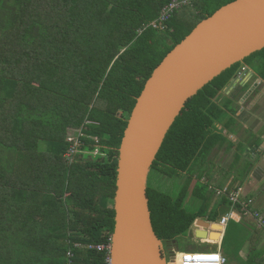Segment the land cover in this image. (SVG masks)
I'll return each mask as SVG.
<instances>
[{
  "label": "trees",
  "instance_id": "1",
  "mask_svg": "<svg viewBox=\"0 0 264 264\" xmlns=\"http://www.w3.org/2000/svg\"><path fill=\"white\" fill-rule=\"evenodd\" d=\"M171 1L0 0V264H109L119 147L137 98L165 56L235 0H194L166 30L151 27ZM245 66L264 81V49L192 97L156 156L151 172L182 178L175 196L148 179L152 225L163 242L177 244L197 219L217 222L231 210L233 188L218 195L203 182L235 112L217 98ZM78 132L80 152L69 161V138ZM189 196L195 211L186 207ZM234 210L251 217L240 204ZM233 224L244 230L230 221L224 246ZM250 224L251 253L261 264L264 229Z\"/></svg>",
  "mask_w": 264,
  "mask_h": 264
},
{
  "label": "water",
  "instance_id": "2",
  "mask_svg": "<svg viewBox=\"0 0 264 264\" xmlns=\"http://www.w3.org/2000/svg\"><path fill=\"white\" fill-rule=\"evenodd\" d=\"M263 49L264 0H235L202 20L149 76L119 147L110 264H167L147 196L156 156L186 103L224 71ZM196 225L199 240L219 235L208 232L219 224L199 218Z\"/></svg>",
  "mask_w": 264,
  "mask_h": 264
},
{
  "label": "crops",
  "instance_id": "3",
  "mask_svg": "<svg viewBox=\"0 0 264 264\" xmlns=\"http://www.w3.org/2000/svg\"><path fill=\"white\" fill-rule=\"evenodd\" d=\"M217 99L220 104L235 109V112L230 113L231 145L217 147L211 155V179L221 184L211 189L220 191L232 187L233 191L242 190L245 197L254 200V209L264 217V81L257 77L251 68L245 66ZM245 146L246 149L242 150ZM230 221L247 226L255 223L251 217H245L237 211ZM244 224V230L239 227L241 231H237L239 238L242 237L239 239L241 242L230 249H224L223 245L227 227L208 230L209 235L219 234V239H208V242H217L212 246H217V250L223 253L227 264H257L253 260L255 252L251 253L250 236L254 228L251 225L252 228L247 229ZM261 235L257 251L262 253L264 230ZM199 241V247L203 246L202 240ZM261 264H264V259Z\"/></svg>",
  "mask_w": 264,
  "mask_h": 264
},
{
  "label": "built area",
  "instance_id": "4",
  "mask_svg": "<svg viewBox=\"0 0 264 264\" xmlns=\"http://www.w3.org/2000/svg\"><path fill=\"white\" fill-rule=\"evenodd\" d=\"M194 0H172L169 4H167L159 17L156 21L151 23V27L155 29L160 30H166L168 28V21L171 19L172 15L175 13L176 10L192 5ZM82 136L81 132H78L77 136H71L69 138L70 147L68 149V152L66 154V157L69 159V161H73L75 155L80 152V145L81 140L80 137ZM98 152V149L95 150ZM227 188L224 190L217 191L218 195L227 194ZM229 201L231 202V210L229 213L224 215L219 221H217V224H219L222 228H226L230 219L235 214V205L240 204L242 206V210L246 213V215H251L257 222L258 227L264 229V217L261 213L258 211H251L249 209V206L253 204L252 199H245V196L242 192V190L238 189L237 191H233L228 195ZM210 223H216L211 222ZM212 229V228H211ZM202 244L212 246L217 244V242H205L202 241ZM76 246H81L77 244ZM95 246L90 245L88 248H94ZM98 250H102V246L96 247ZM177 251V250H174ZM73 253L72 251L68 252V257H72ZM171 262L167 264H227V258L223 255V253L220 250H211V251H193L188 250L187 252H174L173 255H170ZM68 264H71L69 262ZM109 264H110V258H109Z\"/></svg>",
  "mask_w": 264,
  "mask_h": 264
},
{
  "label": "rangeland",
  "instance_id": "5",
  "mask_svg": "<svg viewBox=\"0 0 264 264\" xmlns=\"http://www.w3.org/2000/svg\"><path fill=\"white\" fill-rule=\"evenodd\" d=\"M231 135H228L226 133H223V137L224 139L226 140V144H231L232 143V140H231ZM246 149V146L242 148V150H245ZM99 152H96L94 151L93 152V155H97ZM212 170V169H211ZM227 171V170H226ZM207 179V181L203 182L205 185H207L210 188H217L216 186L218 185H221L219 182L216 183L214 182L212 179H210V177H204V179ZM149 182H150V185H153V186H156L160 189H162L163 191L171 194V195H177L180 188H181V183H182V178H172V179H162L161 176H157L155 174V172H151L150 174V177H149ZM191 196V195H190ZM190 196L188 198V202H186V207L187 209H189L190 211H195L197 210V204L194 203V199L193 197L190 199ZM228 226V225H227ZM198 228L197 225H195V223L193 224V226L191 227V229L189 230L190 232L187 233V235L181 237L180 239H178V242H177V245L179 247V250L178 251H174L176 250L175 248L172 249L171 251L174 253V252H187L188 250H193V251H211V250H214L216 251L217 250V246H207V245H203L201 247H199V239L195 238V230ZM232 232H231V235L226 239L225 241V246H224V249H226V246L227 247H232L234 245H237L239 244V240L237 239L239 237V233H238V237L235 235V233L237 231H240L239 227L237 225H232ZM216 229V228H215ZM241 235H242V232H241ZM219 236L217 237H212L213 240H217ZM203 241V240H202ZM205 242H208V239L204 240ZM194 247H198V249L195 250ZM167 262L170 263L171 262V257L170 255L168 254L167 256Z\"/></svg>",
  "mask_w": 264,
  "mask_h": 264
},
{
  "label": "flooded vegetation",
  "instance_id": "6",
  "mask_svg": "<svg viewBox=\"0 0 264 264\" xmlns=\"http://www.w3.org/2000/svg\"><path fill=\"white\" fill-rule=\"evenodd\" d=\"M195 225H196V221H195ZM190 232V231H189ZM164 245V252L165 255L167 256L168 254L170 255V252H172L171 250L178 247L177 244H172V243H168V242H163Z\"/></svg>",
  "mask_w": 264,
  "mask_h": 264
}]
</instances>
